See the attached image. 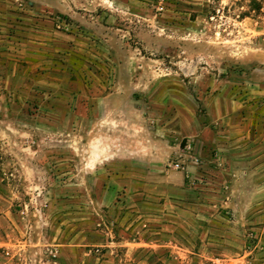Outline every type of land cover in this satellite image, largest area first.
<instances>
[{"label":"rangeland","instance_id":"374dc122","mask_svg":"<svg viewBox=\"0 0 264 264\" xmlns=\"http://www.w3.org/2000/svg\"><path fill=\"white\" fill-rule=\"evenodd\" d=\"M7 2L47 57L23 62L20 85L0 82V184L19 194L24 224L0 243V264H264V173L249 172L264 162V105L237 151L212 149L213 170L191 177L170 165L189 138L160 150L155 171L114 148L115 63L158 61L209 123L192 77L264 82V0ZM179 171L182 190L162 181Z\"/></svg>","mask_w":264,"mask_h":264},{"label":"crops","instance_id":"0c3cea01","mask_svg":"<svg viewBox=\"0 0 264 264\" xmlns=\"http://www.w3.org/2000/svg\"><path fill=\"white\" fill-rule=\"evenodd\" d=\"M8 5L7 0H0V82L20 85L23 62L44 61L47 56L33 39L39 31L33 28L23 31L16 22L12 24L17 17L8 13ZM23 35L30 39H24ZM157 63L132 54L130 59L114 64V148L133 149V155L128 156L132 163L151 167L164 165L166 157L159 154L160 150H176L183 139L190 141L191 138L194 152L204 161L201 164L190 162L187 169L193 174H198L201 167L211 170V150H221L227 160L230 152L237 151L239 136L248 132L253 118L262 115L263 80L197 71L191 81L201 94V103L209 120V123H202L198 114L200 101L183 93L181 78L158 73ZM210 67L201 68L209 70ZM136 92L148 102L137 99ZM3 100L4 95L0 105ZM0 107L4 111L5 107ZM261 161L255 160V166L249 172L264 173V162ZM11 163L17 166L19 161L14 159ZM3 165L7 164L4 162ZM150 170L155 171L156 167ZM162 181L172 182L176 189L182 190L184 172L164 176ZM17 197L19 194L15 190L0 184V243L22 238L23 221L12 210Z\"/></svg>","mask_w":264,"mask_h":264},{"label":"built area","instance_id":"2783aa9c","mask_svg":"<svg viewBox=\"0 0 264 264\" xmlns=\"http://www.w3.org/2000/svg\"><path fill=\"white\" fill-rule=\"evenodd\" d=\"M164 70H165V68L159 69L160 72H163ZM166 70H167V68H166ZM185 148H186V152L188 153V158H186V160H185V158L177 159L175 161H172L170 163V165L177 170H186L188 177H191L189 174V170L187 169L188 168L187 165L190 162L195 163V164H199L200 157L198 155L193 154L191 141H187ZM51 252H54V250H52Z\"/></svg>","mask_w":264,"mask_h":264}]
</instances>
